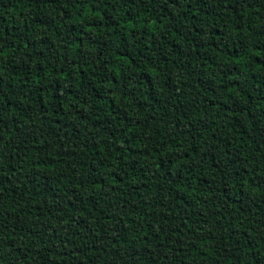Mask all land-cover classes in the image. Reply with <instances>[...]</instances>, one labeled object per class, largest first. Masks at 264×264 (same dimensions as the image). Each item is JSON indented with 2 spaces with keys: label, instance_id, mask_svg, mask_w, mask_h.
<instances>
[{
  "label": "trees",
  "instance_id": "trees-1",
  "mask_svg": "<svg viewBox=\"0 0 264 264\" xmlns=\"http://www.w3.org/2000/svg\"><path fill=\"white\" fill-rule=\"evenodd\" d=\"M0 264H264V0H0Z\"/></svg>",
  "mask_w": 264,
  "mask_h": 264
}]
</instances>
